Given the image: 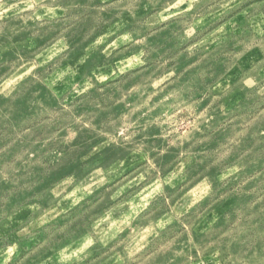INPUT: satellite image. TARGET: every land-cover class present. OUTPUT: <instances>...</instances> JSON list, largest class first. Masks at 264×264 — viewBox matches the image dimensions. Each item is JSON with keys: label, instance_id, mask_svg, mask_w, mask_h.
<instances>
[{"label": "clouds", "instance_id": "obj_1", "mask_svg": "<svg viewBox=\"0 0 264 264\" xmlns=\"http://www.w3.org/2000/svg\"><path fill=\"white\" fill-rule=\"evenodd\" d=\"M0 264H264V0H0Z\"/></svg>", "mask_w": 264, "mask_h": 264}, {"label": "rangeland", "instance_id": "obj_2", "mask_svg": "<svg viewBox=\"0 0 264 264\" xmlns=\"http://www.w3.org/2000/svg\"><path fill=\"white\" fill-rule=\"evenodd\" d=\"M170 159H172V157L171 156H167V157L164 158V162L166 163ZM139 163H143V161H139ZM127 171L130 172L131 171V167H129L127 169ZM125 174H127V173H125ZM117 179H120V177H117ZM140 190H141L140 188H137L135 185H133L132 187L126 189L123 195H124V197H128L130 194L134 195L135 193H137ZM96 195H99V193H97ZM196 195H197V193L193 192V196L195 197ZM89 199H92V198L90 197ZM109 203H111V202H109ZM101 207H103V205ZM26 216H27V213H23L21 218L26 217Z\"/></svg>", "mask_w": 264, "mask_h": 264}]
</instances>
